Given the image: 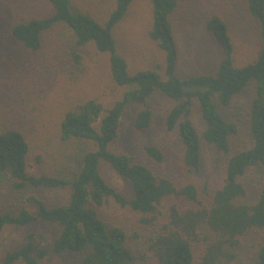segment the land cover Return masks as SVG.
Listing matches in <instances>:
<instances>
[{
	"label": "trees",
	"instance_id": "1",
	"mask_svg": "<svg viewBox=\"0 0 264 264\" xmlns=\"http://www.w3.org/2000/svg\"><path fill=\"white\" fill-rule=\"evenodd\" d=\"M46 1L53 6V14L15 23L9 30L11 38L25 50L39 53L46 33L56 27L65 28L71 38L63 48L65 69L72 68L71 75L76 77L81 70L82 50L94 44L100 53L109 54L114 82L129 90L111 108L88 100L65 114L59 136L77 150L58 176L29 172L31 146L20 121L27 119V108L0 102L1 180L15 193L32 188H71L69 199L60 205L50 206L30 196L20 202L15 213L0 211V233L7 226L26 227L37 221L59 227L49 247H40L35 234L28 233L23 244L6 253L4 264H43L49 253L73 254L80 264H138V260L145 264H229L237 258V252L246 248L257 264H264V187L253 202H248V191L240 181L248 169L264 167V0H242L260 27L256 60L237 67L226 22L211 16L206 27L223 52L217 72L188 78L177 74L179 50L171 18L179 0H148L152 11L148 34L165 55V77L159 67L131 75L126 59L117 52L114 28L125 19L134 0H115L104 23L77 10L71 0ZM252 83H256L249 112L252 145L230 156L224 179L208 200L202 197L196 183L156 175L132 155L111 149L128 105L141 107L134 129L147 132L151 128L153 112L148 101L158 92L175 102L167 114L166 126L178 132L184 171L188 175L200 173L202 140L217 152L229 155L230 137L237 132V126L224 118L219 107H228ZM196 102L205 124L201 135L192 121ZM145 153L156 163L164 161V153L156 146H146ZM102 162L130 182L132 199L105 180L100 170ZM110 198L122 207H130L139 225L148 230L138 238L142 240L138 245L147 254L129 244L124 228L110 226L100 217L97 209ZM27 204L36 205V214Z\"/></svg>",
	"mask_w": 264,
	"mask_h": 264
},
{
	"label": "rangeland",
	"instance_id": "2",
	"mask_svg": "<svg viewBox=\"0 0 264 264\" xmlns=\"http://www.w3.org/2000/svg\"><path fill=\"white\" fill-rule=\"evenodd\" d=\"M73 6L89 13L104 23L115 7V0H71ZM53 6L46 0H0V102L6 106H25L27 119H21L27 140L31 146L28 170L32 174L58 176L72 162L75 145L63 143L59 136L60 123L65 114L77 104L96 100L105 108H111L123 98L128 87L118 86L112 77L110 56L100 53L94 44L82 50L83 63L76 77L65 69L63 48L71 40L65 28L56 27L43 37L44 45L39 53L25 50L9 33L12 25L33 18H46L53 14ZM218 16L226 22L234 46V62L237 67L256 60L260 48V27L249 15L242 0H179L172 15L179 50L178 76L211 75L217 72L223 52L212 34L207 30V21ZM152 26V11L148 0H134L125 19L114 28L117 52L123 56L131 75L139 71L157 70L165 77V55L156 42L149 37ZM256 83L236 96L228 107H219L224 118L237 126L230 137L229 155L219 153L202 140V169L188 175L182 166L183 147L177 131H169L166 117L175 102L160 93L148 101L153 112V122L147 132L134 129V120L141 109L128 105L122 115L119 136L111 145L118 153L132 155L137 163L144 164L156 175L177 181H191L198 185L202 197L208 200L221 185L227 162L231 155L250 148V107L255 97ZM192 121L200 135L205 129L197 102L192 112ZM153 145L164 153V161L156 163L145 153V147ZM40 157V161L38 158ZM105 180L127 199H132L130 182L118 175L107 163L100 167ZM240 181L248 191V202H253L264 187V167H252ZM207 188V190H206ZM207 192H206V191ZM71 188L48 190L26 189L13 192L0 178V211L15 213L21 201L36 196L50 206L60 205L69 199ZM36 214L37 207L27 204ZM100 217L110 226L125 229L129 244L142 254H147L138 245L139 234L149 233L138 223V216L130 207H122L113 198L97 209ZM34 233L40 247H49L59 233L56 224L37 221L26 227L7 226L0 233V264L8 251L24 243L28 233ZM138 235V236H137ZM140 255V254H138ZM43 264H80L73 254L49 253ZM151 263V262H150ZM138 264H145L138 260ZM229 264H257L248 248L237 252V258Z\"/></svg>",
	"mask_w": 264,
	"mask_h": 264
}]
</instances>
